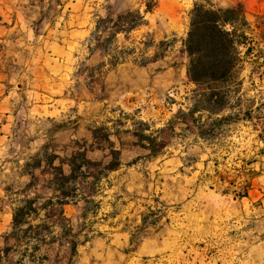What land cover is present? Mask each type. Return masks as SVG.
<instances>
[{
  "label": "rangeland",
  "instance_id": "obj_1",
  "mask_svg": "<svg viewBox=\"0 0 264 264\" xmlns=\"http://www.w3.org/2000/svg\"><path fill=\"white\" fill-rule=\"evenodd\" d=\"M150 1L96 21L80 134L0 165V264H264V14L230 6L241 60L228 81L193 83L190 12L224 4L153 0L147 27L114 34ZM16 208L29 225L14 240Z\"/></svg>",
  "mask_w": 264,
  "mask_h": 264
},
{
  "label": "crops",
  "instance_id": "obj_2",
  "mask_svg": "<svg viewBox=\"0 0 264 264\" xmlns=\"http://www.w3.org/2000/svg\"><path fill=\"white\" fill-rule=\"evenodd\" d=\"M114 1L0 0L1 168L25 152L26 159L18 162L30 161L43 142L60 143L80 134L84 66L91 57L87 41ZM220 2L221 8L242 4L248 21L251 13L264 14V0ZM138 8L147 20L144 3ZM74 118V130L53 128Z\"/></svg>",
  "mask_w": 264,
  "mask_h": 264
},
{
  "label": "trees",
  "instance_id": "obj_3",
  "mask_svg": "<svg viewBox=\"0 0 264 264\" xmlns=\"http://www.w3.org/2000/svg\"><path fill=\"white\" fill-rule=\"evenodd\" d=\"M145 13L152 12L157 6L156 2H144ZM130 17V16H129ZM127 29H118V32L131 31L144 23V16L139 11L130 17ZM119 16L117 21H120ZM246 25L241 6L230 8H216L195 3L190 12L189 27L183 43L187 54L188 75L193 83H217L225 82L231 78V74L240 62L239 45L243 44L245 33L237 29L238 24ZM249 51V49H247ZM115 152V151H114ZM115 170L116 165L109 167ZM60 180L65 182L73 178V170L69 175L59 172ZM246 192L241 197L246 196ZM25 207H32L31 200H25ZM22 208H16L12 216V238L16 240L15 228L21 225H29L24 220ZM26 214V213H25ZM6 250H0V257Z\"/></svg>",
  "mask_w": 264,
  "mask_h": 264
}]
</instances>
